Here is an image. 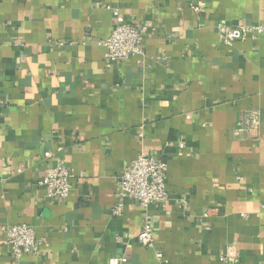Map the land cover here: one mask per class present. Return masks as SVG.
<instances>
[{"label":"crops","instance_id":"obj_1","mask_svg":"<svg viewBox=\"0 0 264 264\" xmlns=\"http://www.w3.org/2000/svg\"><path fill=\"white\" fill-rule=\"evenodd\" d=\"M115 9L148 28L126 60L101 44ZM252 24L264 0H0V264H263L264 32L218 31ZM140 153L168 167L149 210L164 263L136 201L112 213ZM60 163L74 177L56 200L39 182ZM19 223L41 244L15 260L3 227Z\"/></svg>","mask_w":264,"mask_h":264},{"label":"built area","instance_id":"obj_2","mask_svg":"<svg viewBox=\"0 0 264 264\" xmlns=\"http://www.w3.org/2000/svg\"><path fill=\"white\" fill-rule=\"evenodd\" d=\"M200 11V7H193ZM115 23L111 35L101 44L105 46V57L111 61L126 60L132 56L143 53L144 35L147 27L129 23L118 9L114 10ZM218 31L227 43L241 39L247 33L257 36L264 32V25H244L229 27L219 25ZM241 128L257 127L260 122L252 114L240 121ZM46 157L50 153L45 154ZM167 163L160 158L145 153H140L121 175L119 200L113 208V215L119 216L124 210V200L127 198L136 201L142 210V229L137 235L138 241L146 248L154 251V255L161 263L165 262L161 249L155 245V230L153 218L149 212L154 205L165 207L169 201L167 190ZM73 171L64 163L46 169L44 177L39 184L45 187L48 198L63 200L68 197L71 190ZM264 207V205H263ZM8 244L15 260H20L24 255L39 253L41 242L36 238L35 230L27 223L6 225L3 227ZM130 249V245H127ZM222 261H228L226 257ZM128 254L111 257L108 264H125ZM264 264V263H263Z\"/></svg>","mask_w":264,"mask_h":264}]
</instances>
